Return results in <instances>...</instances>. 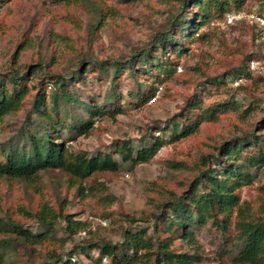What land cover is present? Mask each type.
Segmentation results:
<instances>
[{
	"label": "rangeland",
	"instance_id": "374dc122",
	"mask_svg": "<svg viewBox=\"0 0 264 264\" xmlns=\"http://www.w3.org/2000/svg\"><path fill=\"white\" fill-rule=\"evenodd\" d=\"M239 1V8L233 7L222 15L212 11L209 18L202 20L189 37L188 48L175 59L174 73L156 85L149 101L141 103L130 95L143 78L136 80L126 67L115 84L122 111L114 119L108 115L97 117L87 135H80L73 128L61 129L59 141H65L71 151H86L88 155L112 152L120 163L116 172L94 174L83 180L81 183L87 187L85 197L78 193L72 178L59 169L40 171L28 180L0 178V217L8 212L33 232L51 235V241L35 247L9 246L3 264H98L97 249L87 248L89 244L103 240L120 243L125 229L143 228L152 233L158 214L163 212L162 204L189 188L202 155L214 153L222 142L258 129L264 115V39L250 15L264 14V0ZM177 4L178 0H92L63 7L52 0H0V76L6 80L13 73L26 74L29 66L38 68L35 64L41 58L44 67L31 73L32 87L42 73L68 76L81 66L87 67L89 61L104 62L107 68L111 61L125 62L140 49L153 48L156 35L174 21L176 14L179 18ZM232 15L236 17L230 19ZM247 59L254 62L253 67L249 63L251 75L235 73L233 69ZM137 65L140 64L135 63L133 71ZM219 75H223L222 81L210 82ZM49 77L46 84H41L46 94L57 88L54 78ZM111 78V71L96 69L86 73L77 87L69 84V88L81 100L102 103ZM7 87L12 85L8 83ZM36 92L30 89L23 108L6 117L0 130V145L29 148L20 132L32 129L27 119L35 117L29 108ZM232 95L242 105L239 110L255 100V113L240 120L236 111L228 109L217 120L203 122L191 136L170 141L174 130L173 126H165L166 122L184 112L190 103L200 101L205 108ZM46 100L50 103L49 98ZM71 112L85 117L80 108L74 107ZM180 126L179 123L178 130ZM152 136H158L163 143L145 162L123 163L113 152L119 141H130L139 147L143 140L153 141ZM173 162L183 166L173 168ZM249 171L254 182L240 190L242 205L253 217L263 216L264 195L260 187L264 184V167ZM43 204L73 215V219L84 223L82 230L70 233L62 217L47 229L24 214V209L35 212ZM192 231L205 259L202 264H234L230 255L238 251L235 242L224 246L209 225L194 226ZM173 245L187 251L193 249L181 240H175ZM51 251L58 254L56 261L48 260ZM69 257L76 260H67Z\"/></svg>",
	"mask_w": 264,
	"mask_h": 264
},
{
	"label": "trees",
	"instance_id": "16d2710c",
	"mask_svg": "<svg viewBox=\"0 0 264 264\" xmlns=\"http://www.w3.org/2000/svg\"><path fill=\"white\" fill-rule=\"evenodd\" d=\"M52 1L63 7L82 4L85 1L92 2V0ZM240 2L178 0L175 9H180L179 18L176 14L174 21L156 35L153 48L140 49L137 54L122 63L111 61L109 68L105 67L104 62L89 61L87 67L81 66L72 75L42 73L36 82L37 85L29 87L31 73L44 67L40 58L35 64L38 68L29 66L30 72L26 74L13 73L6 80L0 76V130L10 113H18L23 108L30 89L37 91L29 108L34 111L35 117L28 116L27 119L32 129L20 132V135H24L29 148L0 145V178L28 180L40 171L59 169L72 178V184L77 186L78 193L85 197L87 187L81 183L83 180L94 174L116 172L120 163L113 157L112 152L88 155L86 151H71L65 141H59L61 129L73 128L78 134L87 135L90 134L97 117L108 115L114 119L122 111L121 95L116 93L115 84L119 82L118 74L126 67H129L130 74L136 80L139 77L143 78L137 81L130 95L141 103L149 101L154 96L156 85L170 79L174 73L175 59L188 48L191 42L189 37L202 20L209 18L212 11L222 15L233 7L239 8ZM189 13H192L191 17L187 16ZM259 15L264 16L263 13ZM253 24L259 33L257 23ZM101 25L102 21H99L98 26ZM251 60L242 61L233 69L235 73L249 77ZM135 63L140 65L133 71ZM96 69L105 73L111 71L112 74L102 103L95 99H89V102L81 100L78 94L69 88L70 85L77 87L86 73ZM48 77L52 80L54 78L53 84L57 88L46 94L41 84H46ZM222 78L223 75L212 77L210 82H220ZM8 83L12 87L8 88ZM242 89L245 90V87ZM46 98H49L50 103H47ZM255 102L254 100L248 107L239 110L242 105L234 100L233 95L230 99L217 101L205 108L200 101H193L184 112L166 122L165 126H173L174 130L170 141L176 142L191 136L203 122L217 120L219 114L228 109L236 111L239 119L244 120L248 115L255 113L258 106ZM74 107L82 109L85 117L74 116L71 112ZM69 119L72 120L71 123L67 122ZM151 138L153 141L143 140V145L139 147L132 146L130 141H119L113 152L118 154L123 163L129 162L134 165L145 162L152 158L157 147L163 143L158 136ZM182 166L183 163H172L173 168ZM260 167H264V115L261 116L256 131L251 129L236 139L222 142L214 153L200 157V162L196 166L198 173L189 184V188L182 194L173 195L162 204L163 212L158 214L152 233H147L143 228L136 231L125 229L120 243L103 240L100 244L91 243L87 248L97 249L98 264H102L103 258H106V264H202L205 259L192 229L194 226L209 225L219 234L224 246L232 242L237 244L238 251L230 255L232 263L264 264V215L253 217L249 214L242 205L240 193L243 187L254 182L253 174L249 170ZM260 188L264 195V184ZM24 214L34 217L39 225L47 229L51 228L59 217L65 220L70 233L82 230L84 226L82 221L73 219V215L64 213L61 209L55 210L46 204L41 205L35 212L24 209ZM231 231L235 233L231 234ZM161 233L165 235H160ZM49 240L51 241L50 234L33 232L7 212L4 218L0 217V264L4 263L6 248L11 245L24 244L35 247ZM175 240L190 244L192 251L175 247L173 245ZM57 257L58 254L51 251L48 260L56 261ZM67 260H70V257Z\"/></svg>",
	"mask_w": 264,
	"mask_h": 264
},
{
	"label": "built area",
	"instance_id": "2783aa9c",
	"mask_svg": "<svg viewBox=\"0 0 264 264\" xmlns=\"http://www.w3.org/2000/svg\"><path fill=\"white\" fill-rule=\"evenodd\" d=\"M250 16H251V18L254 19L255 23H257V26L259 27V36L262 39H264V16L254 15V14H251ZM235 17H236V15H232V17H230V19H233ZM250 64H251V67H253L254 62L251 61ZM99 222L104 224L103 219H99ZM70 260L74 262L76 259H75V257H70ZM103 262H106V258H103Z\"/></svg>",
	"mask_w": 264,
	"mask_h": 264
}]
</instances>
